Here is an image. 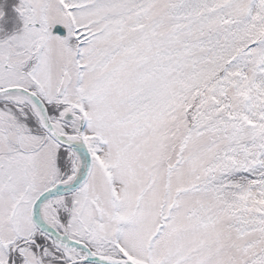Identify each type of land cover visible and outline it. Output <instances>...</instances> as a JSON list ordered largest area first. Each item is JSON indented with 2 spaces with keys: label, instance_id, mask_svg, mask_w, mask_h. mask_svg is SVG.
I'll return each instance as SVG.
<instances>
[{
  "label": "rangeland",
  "instance_id": "374dc122",
  "mask_svg": "<svg viewBox=\"0 0 264 264\" xmlns=\"http://www.w3.org/2000/svg\"><path fill=\"white\" fill-rule=\"evenodd\" d=\"M59 1L0 0V85L25 84L30 75L36 86L30 81L29 86L41 89L44 98L57 99L58 93L65 104L83 108L88 123L83 137H89L92 151L111 175L107 186L108 173L93 161L86 186L75 194L83 204L69 211L63 209L65 195L49 197L42 207L45 212L52 207L56 223L51 229L60 228L56 210L63 220L65 211L68 225L82 237L83 226L92 231L93 240L105 234L114 256L112 242H118L141 264H264V149L259 142L248 146L253 136L242 114L236 127L187 120L196 89L228 59L224 39L229 38L227 45L234 43V19L264 22V0H232L212 10L203 8L206 0H197L203 6L198 10L190 0H64L67 12ZM72 21L84 42L76 50L69 33L61 39L50 32L56 25L70 32ZM25 44L29 55H23ZM28 59L29 73L24 74L20 68ZM246 69L237 73L240 79ZM236 91L230 86L225 92L233 110L244 101ZM248 94L261 98L254 110L264 115V72ZM0 118L2 130L35 132L27 109L16 112L0 105ZM53 124L62 128L58 120ZM41 134L21 140L25 154L16 155L14 147L10 163L0 162L12 175L1 179L4 186L0 183L3 241L27 231L30 241L37 240V227L27 216L31 202L51 187L53 176L67 183L62 178L69 171L52 148L29 152L40 147ZM15 138L12 132L7 140L14 145ZM221 154L239 164L247 160L256 178L242 203L230 202L226 189L208 186L220 171L215 160ZM64 157L73 174L87 171L76 157ZM79 212L83 226L77 221ZM30 247L31 264H39L37 249ZM75 251L86 256L81 248Z\"/></svg>",
  "mask_w": 264,
  "mask_h": 264
},
{
  "label": "trees",
  "instance_id": "16d2710c",
  "mask_svg": "<svg viewBox=\"0 0 264 264\" xmlns=\"http://www.w3.org/2000/svg\"><path fill=\"white\" fill-rule=\"evenodd\" d=\"M201 1L190 0L192 4L196 5L197 10L202 6L199 4ZM206 1V8L202 7L212 10L221 8L222 4L232 0ZM182 11V13L187 11L184 6ZM196 16H199V14ZM234 20L235 22L230 27L231 35L236 32L234 37H232L234 43L227 45L230 40L228 37L224 39V51L227 52L228 59L217 68V71L213 74L214 77L208 83L196 89L193 102L189 108V114L187 112V120L194 124H198L201 121V124H205L208 127H217L225 122L236 127L240 118L238 116L242 114V116L247 118L245 120L248 123L250 134L253 136V141L251 140L248 146L251 147L252 142L254 145H258L259 142L261 149H264V115L259 116L254 110L261 98H253L248 94L253 84L259 79L260 73L264 72V22H255L253 18ZM72 40L73 42L75 41L73 36ZM80 40L81 38H77V44ZM236 40L240 41L237 46H235ZM216 41L219 42L220 38H216ZM243 68H247V73L240 79L238 75ZM230 86H233L244 100L242 108L237 110L231 108L230 99L225 93L227 87ZM55 109L58 108L54 107L53 111ZM55 113L59 114L58 112ZM32 124L34 127L31 130L38 129L35 123L32 122ZM188 127H192L191 124ZM59 157L64 160L65 171H69L68 160L65 159L63 154ZM215 161V166L220 167V171L218 175L213 176L208 181V186L215 191L226 189L228 195L231 196L230 202L233 199H239L242 203L245 196L244 193L256 181L255 176L249 171V167L245 165L248 161L244 159L239 164V161H235L230 155L224 154H221Z\"/></svg>",
  "mask_w": 264,
  "mask_h": 264
},
{
  "label": "flooded vegetation",
  "instance_id": "af4514ba",
  "mask_svg": "<svg viewBox=\"0 0 264 264\" xmlns=\"http://www.w3.org/2000/svg\"><path fill=\"white\" fill-rule=\"evenodd\" d=\"M17 13H18V17L22 21L24 18L23 13L19 11H17ZM22 22L25 23L29 27L30 23L27 22V19L25 21L23 20ZM21 28L24 29L25 27L21 25ZM24 46H27V44L22 46L23 49L21 48L23 50L22 51L23 55H29L28 50H25ZM26 61H27L26 65L22 66L20 70L24 71L25 69L29 68L28 67L29 59ZM27 80L28 81H26L25 84H15V85H10V86L0 85V87L16 86V87L28 88L29 86L28 82L30 81L32 83V81L34 80L33 79L31 80L30 76L27 77ZM20 82L24 83L23 80H21ZM63 105L64 106L66 105V108H68V111L69 112L72 111V114L74 115V117H72V120L73 121L75 120V121L73 122L72 128L68 130V132H73L72 129L74 127H77L78 125V118L77 119L75 118V117H78L75 106L58 102L54 105H51L49 109H52L53 107L61 108L63 107ZM2 107H5V105H2ZM50 113L54 114L55 112L50 110ZM11 126L13 127L12 124ZM12 132H13V137H16L15 140H17V142H15L14 145H12L11 142L7 140L8 138H10V133ZM35 132L40 134L38 131H35ZM35 132H32V133L27 132L26 134H21L19 132H16L14 128H11V129L7 128L3 130L0 129V137H2V139L0 140H4V143L2 144L3 146H0V148H3V147L5 148V150H0V158H4V160H1L0 162L5 161L6 164L10 163L8 154L10 152H13L12 150H14V147H15L14 153L16 152L15 153L16 155L25 154V150H23L21 147V140L25 138L29 140V138L33 136ZM41 136L44 138L43 140L44 143L41 142L39 144L40 147L37 146L35 150H30L29 152L32 153L34 151H37L38 153L41 150H45L50 147L55 152L56 157H58L60 153L65 154L66 157L72 156L70 151L66 152L63 149L59 148L58 146L51 145L49 143V139L45 135L41 134ZM6 164H0V183L3 177H6L7 179H9L12 176L11 172L9 171V168L5 167ZM59 178H60V175H59ZM55 180H56V177L53 176L51 179V184H53ZM1 184L3 185V183ZM38 195H40V193ZM36 198L33 199V201L30 204V207L32 206ZM79 199L80 197L78 195H72L71 201L74 207H77L79 203L81 205L83 204V202L78 201ZM18 203L19 202H17V204ZM30 209L31 208H28V211H27L28 214H29ZM28 214L27 216L29 219ZM80 214H81L80 212L77 214V221L83 226ZM59 225H60V228L55 230V232L57 233V237H56L57 239L54 243H51V241L49 240V237H47L44 233H39V235L34 234L37 240L30 241L31 235L29 234L28 231L25 233L22 232L24 234L17 233L16 235H13L11 239L5 240L4 244H0V264H31L30 258H29L30 250L33 249V247H30L31 245L34 246L35 249H37V254L39 255V258H40L39 264H91V263L84 262L83 255L75 254L74 257H71V255H68L67 251L61 248V243L64 240L63 237L69 238L70 241L75 243L73 244L75 246L77 245V243L84 244L89 249L90 254L92 256H95L97 258H104V259L110 257V250L108 246L109 240H108L107 235L103 234L102 236H98L99 237L98 240H93L91 239L92 231L88 230L85 226L83 227H84V231L86 232V234L84 237H82L77 231V229L74 228L75 230H73L71 225L70 224L68 225V223L63 221L62 218H59ZM61 225L63 228H61ZM81 249H82V246H81Z\"/></svg>",
  "mask_w": 264,
  "mask_h": 264
},
{
  "label": "water",
  "instance_id": "95a60500",
  "mask_svg": "<svg viewBox=\"0 0 264 264\" xmlns=\"http://www.w3.org/2000/svg\"><path fill=\"white\" fill-rule=\"evenodd\" d=\"M53 34L54 35H58L60 37H65V32H64V28L61 26H55V28L53 29ZM11 93H17L25 98H28L30 101H32L36 106L39 107V110L42 112L43 118V124H44V129L45 131L60 145L62 146H66L71 148L72 150H78L79 153L81 154V147H79L76 144H73L70 141H67L65 139L60 138L57 134H55V132L52 129V125L50 124L47 114L44 110V108L41 105V102L39 101V99L29 93L28 91L24 90V89H20V88H10V89H6V90H2L0 91V98L5 95V94H11ZM68 121V120H67ZM82 160L84 161V163L86 164V169L87 171L84 172V174L82 175V177L79 178L78 182H75L74 184H71L69 186H61V185H57L54 188H52L51 190L47 191L46 193H44L34 204L33 206V210H32V218L34 220V222L37 224V226L40 227L39 223V218L37 217V210L39 207V204L41 203V201L48 195H57V194H69L72 193L73 191H75L76 189H78L86 180L88 174H89V168L91 166V162L89 157H82ZM98 215V212H97ZM91 262H95L96 264H122L120 262H107V261H95L92 260Z\"/></svg>",
  "mask_w": 264,
  "mask_h": 264
},
{
  "label": "bare ground",
  "instance_id": "6f19581e",
  "mask_svg": "<svg viewBox=\"0 0 264 264\" xmlns=\"http://www.w3.org/2000/svg\"><path fill=\"white\" fill-rule=\"evenodd\" d=\"M3 98H11V99H14V100H18L20 102L24 101V99H22L17 93H11V94H7L6 96H4ZM53 129L56 131V132H59L61 133V130H59L58 127L54 126ZM40 217L42 218V220L48 224L49 226L52 225V223H54V218H53V214H52V210H51V207H48V210L45 212L44 211V207H41V210H40ZM72 252H78V251H72Z\"/></svg>",
  "mask_w": 264,
  "mask_h": 264
}]
</instances>
